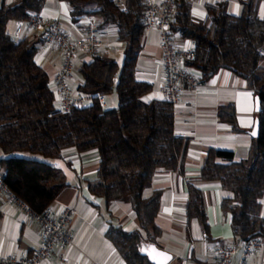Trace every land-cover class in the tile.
<instances>
[{
    "label": "trees",
    "instance_id": "1",
    "mask_svg": "<svg viewBox=\"0 0 264 264\" xmlns=\"http://www.w3.org/2000/svg\"><path fill=\"white\" fill-rule=\"evenodd\" d=\"M59 1L69 7L72 21L86 17L100 30L113 28L116 41L123 44V61H108L99 54L75 67L82 80L77 90L92 99L82 109L53 115L54 92L48 73L37 63V46L8 31L10 22L41 14L47 0H0V169L11 191L44 212L68 185L63 171L49 161L72 147L79 152L96 150L99 167L88 181L89 191L107 206L128 198L140 228L130 231L110 224L106 237L126 264H152L139 247L142 242L156 244L162 234L156 223L162 192L144 197V190L157 172L182 171L188 140L175 133L172 104L165 99L145 101L152 85L136 77L146 32L144 0H123V5L115 0ZM240 2L239 15L231 14L226 2L208 3L204 19L196 21L190 1L176 0L171 20L174 40L193 44L195 57L185 66L199 72L201 84L227 69L246 81L260 103L259 135L248 157L234 161L233 152L210 149L197 179L217 182L231 193L221 209L230 214L235 243L264 236V16L259 14L261 0ZM114 93L116 105L99 104L98 96L105 99ZM218 117L232 132H245L237 124L233 104L221 107ZM187 187L188 227L196 219L210 239L204 192L191 180Z\"/></svg>",
    "mask_w": 264,
    "mask_h": 264
},
{
    "label": "crops",
    "instance_id": "2",
    "mask_svg": "<svg viewBox=\"0 0 264 264\" xmlns=\"http://www.w3.org/2000/svg\"><path fill=\"white\" fill-rule=\"evenodd\" d=\"M15 1L5 0L6 3ZM189 1L196 21L204 19L208 3L226 2L228 11L233 15H239L242 10L240 0ZM86 8L91 9L92 6ZM69 13V7L59 0H47L41 11L42 16L57 19L61 27L76 39L83 33L85 20L91 18L83 17L74 22ZM259 14L264 16V0L260 2ZM12 24L16 27L17 22H10L8 27L11 28ZM100 31L105 41L102 52L105 59L121 64L124 58L123 44L116 41V31L113 28ZM12 36H15V32ZM24 36L37 46V63L48 73L52 86L62 62L61 51L53 45H45L36 32H25L21 37ZM175 43L189 44L178 37L175 38ZM89 59L85 52L79 51L76 67ZM74 75L72 86L76 90L82 80L77 73ZM136 77L152 85V91L144 97L145 101L162 99L164 73L160 35L156 29L145 32ZM108 97L105 98V104ZM256 101L257 98L253 90L247 87L246 81L227 69H221L211 80L195 90L182 88L174 122L175 133L188 140L182 171L157 172L143 194L144 197H149L154 191L162 192L161 211L156 219L162 234L156 245L172 254L173 258L168 264H177V260L179 264H212L216 259L218 245L239 243H235L233 239L230 214H224L221 209L222 201L231 197V193L217 182H198L197 179L210 149L231 151L234 161L248 157L255 138L251 131L258 118ZM186 102L191 105L187 106ZM230 104L235 106L237 124L245 132L234 133L229 125L219 120L220 108ZM50 163L63 171L68 183L51 205L50 211L55 215L64 208L72 210L69 230L73 242L65 247H55L50 257L41 264H126L107 239L106 231L110 224L130 231L140 228L128 198L113 201L107 206L102 197L94 196L89 191L88 181L95 178L99 167L97 151L79 152L74 147L68 148ZM189 180L194 181L204 192L210 239L205 238L196 219L188 227L185 209L189 199ZM261 205L264 218V195ZM40 237L41 225L38 222L29 220L16 205L0 203V256L29 254L38 245ZM238 255L239 252L235 254L232 264H237ZM248 261L252 264H264V240L263 247L253 250Z\"/></svg>",
    "mask_w": 264,
    "mask_h": 264
},
{
    "label": "built area",
    "instance_id": "3",
    "mask_svg": "<svg viewBox=\"0 0 264 264\" xmlns=\"http://www.w3.org/2000/svg\"><path fill=\"white\" fill-rule=\"evenodd\" d=\"M123 5V0H115ZM176 0H144L146 10L144 15L145 30L156 29L160 35L162 54V69L164 81L161 89L162 99L167 100L176 110L181 101L183 87L195 90L200 85L199 72L185 66L194 59L193 44L178 45L171 34V20ZM36 32L45 45H53L61 51L60 69L52 81L54 92V114L70 113L73 109H82L92 97L81 94L72 86L77 53L85 52L90 58L103 54L105 41L97 24L89 19L83 24V33L78 38H72L70 33L61 27L57 19H49L41 14H33L28 20H19L16 24L15 38L19 39L25 33ZM179 35V34H178ZM98 102L105 106L103 96H98ZM187 106L191 104L186 102ZM0 203L16 205L31 221L41 225V237L36 248L31 253L20 255L5 254L0 256V264H41L51 255L57 246L65 247L73 242L69 225L72 219L70 208L62 209L58 214L50 210L38 212L27 202L16 195L5 183L4 171L0 169ZM264 236L241 240L237 245H218L216 259L212 264H232L233 258L239 252L237 264H252L248 256L255 249L263 247ZM261 264V263H256Z\"/></svg>",
    "mask_w": 264,
    "mask_h": 264
},
{
    "label": "water",
    "instance_id": "4",
    "mask_svg": "<svg viewBox=\"0 0 264 264\" xmlns=\"http://www.w3.org/2000/svg\"><path fill=\"white\" fill-rule=\"evenodd\" d=\"M256 110H260V103L256 101ZM252 137L259 135V119L256 118L254 127L251 131ZM139 252L146 256L152 264H168L172 260V254L166 250L161 249L155 243L142 242L139 247Z\"/></svg>",
    "mask_w": 264,
    "mask_h": 264
},
{
    "label": "rangeland",
    "instance_id": "5",
    "mask_svg": "<svg viewBox=\"0 0 264 264\" xmlns=\"http://www.w3.org/2000/svg\"><path fill=\"white\" fill-rule=\"evenodd\" d=\"M9 26H10V25H9ZM14 29H16V27H15L14 24H12L11 28L8 27V31H9L12 35H13V33L15 32ZM106 103H107V104H106L107 107H112V106L116 105V104H117V97H116V94L114 93V94L110 95V96L107 98ZM16 155H23V156L28 157V158H36V159H39V160L49 161V159H45V158H43V157H41V156H39V155H31V154H29V153H16ZM49 162H51V160H50Z\"/></svg>",
    "mask_w": 264,
    "mask_h": 264
}]
</instances>
